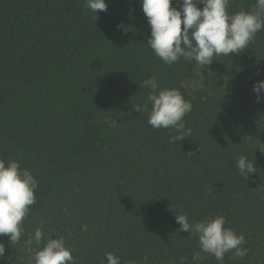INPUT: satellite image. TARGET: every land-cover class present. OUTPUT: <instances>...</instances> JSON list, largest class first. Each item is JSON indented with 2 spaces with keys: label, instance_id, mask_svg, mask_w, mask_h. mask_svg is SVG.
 Wrapping results in <instances>:
<instances>
[{
  "label": "trees",
  "instance_id": "trees-1",
  "mask_svg": "<svg viewBox=\"0 0 264 264\" xmlns=\"http://www.w3.org/2000/svg\"><path fill=\"white\" fill-rule=\"evenodd\" d=\"M105 2L96 19L85 0H0V158L38 181L24 238L43 221L76 264H107V252L121 264H218L175 216L223 215L248 250L224 264H264V99L252 90L264 80V31L239 54L214 56L209 92L192 97L184 82L197 64L167 65L146 45L142 0ZM255 2L232 0L230 11ZM149 77L192 102L191 137L170 143L174 129L148 124L151 104L134 111ZM241 155L255 162L248 180ZM0 242V264H33L23 239Z\"/></svg>",
  "mask_w": 264,
  "mask_h": 264
},
{
  "label": "clouds",
  "instance_id": "clouds-1",
  "mask_svg": "<svg viewBox=\"0 0 264 264\" xmlns=\"http://www.w3.org/2000/svg\"><path fill=\"white\" fill-rule=\"evenodd\" d=\"M232 0H142V11L150 26L147 46L167 65L181 59L194 61L201 69L211 65L214 56H231L247 49L256 34L264 31V0H256L250 10L230 11ZM199 5H203L201 8ZM85 6L95 13L106 12L105 0H85ZM121 30L123 25H117ZM149 89L143 105L137 104L134 111L147 110L151 104L148 124L155 129H174L170 143L191 137L192 129L186 127L184 117L192 111V102L186 100L175 88H160L156 77L142 82ZM257 102L264 99V80L253 85ZM264 152V148H260ZM236 167L247 180L256 171L255 162L247 156L237 158ZM38 181L20 162L0 158V236H7L9 245L19 244L30 253L33 264H76L75 248L66 245L64 236L46 237L45 222L25 237L24 221L36 203ZM176 222L180 232L198 238L201 252L212 255L218 264H224L226 253L241 259L248 254L243 245L246 237L226 227L223 215L190 221L187 214L177 212ZM42 245V246H41ZM5 244L0 242V260L5 258ZM107 264H121L120 257L105 253Z\"/></svg>",
  "mask_w": 264,
  "mask_h": 264
},
{
  "label": "rangeland",
  "instance_id": "rangeland-1",
  "mask_svg": "<svg viewBox=\"0 0 264 264\" xmlns=\"http://www.w3.org/2000/svg\"><path fill=\"white\" fill-rule=\"evenodd\" d=\"M209 71L208 66L206 68L201 69L198 65L195 68V76L187 79L184 82V86L188 92V94L192 97H196L199 92H209L205 86V74ZM198 259L199 256H197Z\"/></svg>",
  "mask_w": 264,
  "mask_h": 264
}]
</instances>
